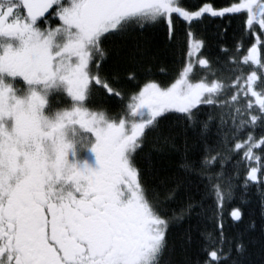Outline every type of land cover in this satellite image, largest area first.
<instances>
[{
    "label": "snow or ice",
    "instance_id": "1",
    "mask_svg": "<svg viewBox=\"0 0 264 264\" xmlns=\"http://www.w3.org/2000/svg\"><path fill=\"white\" fill-rule=\"evenodd\" d=\"M208 16L246 52L206 57ZM178 19L158 81L134 38ZM0 264H264V0H0Z\"/></svg>",
    "mask_w": 264,
    "mask_h": 264
},
{
    "label": "trees",
    "instance_id": "2",
    "mask_svg": "<svg viewBox=\"0 0 264 264\" xmlns=\"http://www.w3.org/2000/svg\"><path fill=\"white\" fill-rule=\"evenodd\" d=\"M204 2V0H185V3L190 5H197ZM216 7L226 6L229 0H210ZM222 26H227L226 34L222 31ZM177 32L173 39H169L167 35L166 26L161 24L155 29H150L144 32L142 35H137L134 39L138 40L141 44L140 53L145 61L151 63L154 78L158 81L167 82L175 77L180 71L183 63L186 60L187 48H188V36L187 26L182 23L181 20L176 21ZM193 31L196 33V38H202L205 40L204 54L208 58L215 59L218 55H221L219 45H224L228 49H233L237 42L243 45V50L251 44V39L242 36L241 33V21L233 19L229 24L227 20L220 18H212L208 16L203 19L198 26H195ZM132 43L131 41L129 42ZM135 65L129 63L127 67L132 68ZM230 65H224V75H230ZM163 69V71H161ZM97 106H102L108 109L110 114L119 115L122 111L123 105L117 99H109L101 94H94L93 100L90 102ZM66 101L64 99H58L57 96L51 97L52 109L65 106ZM259 133H257L258 135ZM236 206V205H232ZM231 208H227L226 213ZM244 210L249 214L246 216V222L250 223L251 219H258L255 215L258 212L257 205L253 199L244 206ZM195 221H193V224ZM184 227L187 228L188 224L185 223ZM195 244L190 246L187 255L189 258H194ZM178 261L183 260L182 254H177L175 257ZM255 258L258 260L259 253L257 251Z\"/></svg>",
    "mask_w": 264,
    "mask_h": 264
},
{
    "label": "rangeland",
    "instance_id": "3",
    "mask_svg": "<svg viewBox=\"0 0 264 264\" xmlns=\"http://www.w3.org/2000/svg\"><path fill=\"white\" fill-rule=\"evenodd\" d=\"M19 87H23V84H22V82L18 85ZM53 97L54 96H57V98L58 99H64L65 101H66V104H65V106H67L68 105V101H67V99H65L63 96H61V95H58V94H54V95H52ZM51 96V97H52ZM64 105L63 106H61V107H58V108H62V107H65ZM58 108H55V109H53V110H56V109H58Z\"/></svg>",
    "mask_w": 264,
    "mask_h": 264
},
{
    "label": "flooded vegetation",
    "instance_id": "4",
    "mask_svg": "<svg viewBox=\"0 0 264 264\" xmlns=\"http://www.w3.org/2000/svg\"><path fill=\"white\" fill-rule=\"evenodd\" d=\"M87 158H88V160H89L90 163H92V164L95 163L94 162V158H93V156L91 154H87Z\"/></svg>",
    "mask_w": 264,
    "mask_h": 264
}]
</instances>
